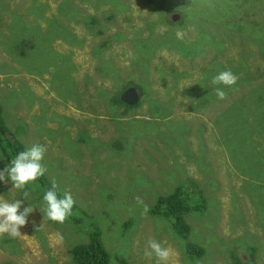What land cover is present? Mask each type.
Returning <instances> with one entry per match:
<instances>
[{"label":"rangeland","instance_id":"rangeland-1","mask_svg":"<svg viewBox=\"0 0 264 264\" xmlns=\"http://www.w3.org/2000/svg\"><path fill=\"white\" fill-rule=\"evenodd\" d=\"M2 1L1 114L25 150L47 147L48 171L45 185L23 190L0 181L5 200L35 208L20 237L0 235V264H78L71 249L94 230L109 264H156L144 255L149 239L166 241L175 264H264V0ZM173 34L196 40L185 49L195 55L172 49ZM224 70L238 76L231 88L211 84ZM131 81L142 86L140 105L117 104ZM10 163L0 149V171ZM53 178L58 196L75 200L62 224L42 213ZM193 182L206 206L186 215L183 237L150 210ZM250 242L261 245L252 257ZM190 243L203 253L188 254Z\"/></svg>","mask_w":264,"mask_h":264},{"label":"clouds","instance_id":"clouds-1","mask_svg":"<svg viewBox=\"0 0 264 264\" xmlns=\"http://www.w3.org/2000/svg\"><path fill=\"white\" fill-rule=\"evenodd\" d=\"M238 81V76L230 70L220 71L211 79L214 86L223 85L231 88ZM214 93L220 100L226 98V92L221 87H215ZM47 147L40 144H33L26 150L20 151L11 163L0 171V181L5 183L11 182L12 189L23 190L30 183L43 177L48 169L43 164ZM59 185L53 178L51 188L46 190L43 195V217L56 223H64L75 205V200L70 192H64L62 198L58 196ZM25 200L29 197V192L22 191ZM137 202L143 204L141 197H136ZM23 201L15 199L11 202L0 196V235L7 234L11 238H17L22 235L20 229L28 223V216L34 211V207L26 206L21 211ZM41 211V209H39ZM148 211L147 205L144 206V213ZM167 242L149 239L144 255L148 259H155L156 264H175L177 253L170 246H165Z\"/></svg>","mask_w":264,"mask_h":264},{"label":"trees","instance_id":"trees-1","mask_svg":"<svg viewBox=\"0 0 264 264\" xmlns=\"http://www.w3.org/2000/svg\"><path fill=\"white\" fill-rule=\"evenodd\" d=\"M150 2H154V0H149ZM160 5V4H159ZM3 8L8 9L9 7L8 5H5L4 2L1 0L0 1V10H2ZM12 14V13H11ZM13 20L11 22L12 25H19L22 23V18L20 15L18 14H13L12 16ZM2 18L0 16V22H1ZM184 20V17H183ZM182 20V21H183ZM162 23H164L162 21ZM58 27V26H56ZM152 28L155 30L157 28V23H155ZM61 27L57 28V32L60 33L61 32ZM157 37H162L161 35H157ZM170 40H166L170 42V45H172V49L179 51L180 53L184 54L185 56L191 58L192 56H194L195 54L193 53L194 50L189 49V51H186V47H192L195 43L196 40H194V42H190L189 44L186 43L187 40L185 39H181L179 37H176L175 34L173 35H169ZM165 42V41H164ZM17 46H19V41H16ZM161 41V46H163L164 48H168L169 46H166L165 44ZM106 44L102 43L96 46L95 50L98 53V58H102V48L105 47ZM154 56V54L150 53L149 54V59H151ZM147 61V62H148ZM71 61H69V59H65L63 62L60 61L58 64H62L65 66ZM106 62L104 63L105 67ZM99 71L102 72L103 70L106 71V68H101L98 67ZM65 70V69H64ZM87 80L89 82V79L87 77ZM167 82H170V79L166 78L165 79ZM132 84L130 85H134L136 86L138 89L141 88L142 86L139 83H136L134 81H131ZM129 85V86H130ZM176 85V83H175ZM127 88V87H126ZM98 93H108L107 90H105L104 88H97ZM121 91V90H120ZM140 93H143L142 90H140ZM121 96V92L115 96L114 101L118 102L117 104H122V105H127V106H138L140 105L141 101H139L137 104L135 105H130L125 103L124 101L121 100L120 98ZM2 106L0 105V149H1V153L4 154L7 159L11 162V159H13L20 151L25 150L23 144L20 143V141L18 140V138L16 136H14L13 134H11L9 132V130H7L5 124H4V119L2 117ZM35 182H39L42 185L46 184V178L45 176L37 179V181ZM191 186H195L196 184L195 182H193L191 185H189V187H187L184 183L179 184L175 187V189L173 190V192L167 194V195H162L159 196L156 204L151 208L150 212L153 213L154 215H157V213L161 214V215H165L166 217L171 218L172 223L177 231V233L183 237H186L189 235L190 233V225L188 224L187 220H186V215L188 213L191 212H202L205 210V206H206V200H205V195L202 192L201 189L198 190V188H196V190H191L190 187ZM50 187H48V189H50ZM90 240L87 243H81L78 244L76 246H74L71 249V255L72 258L75 262H77L78 264H109L110 262V253L107 251V249L104 247V245L102 244V241L100 239V234L97 230H94L91 234H90ZM199 246V245H198ZM259 247H261L259 242H250L249 245V249H250V253H251V257L255 255V251L258 249V251H260ZM188 254H192L195 256H199L200 254L203 253V248L197 247L196 244H191L190 243V247L188 249ZM243 258H236V260H240L241 263H246L244 256H242ZM3 264H9L7 262L3 263Z\"/></svg>","mask_w":264,"mask_h":264},{"label":"water","instance_id":"water-1","mask_svg":"<svg viewBox=\"0 0 264 264\" xmlns=\"http://www.w3.org/2000/svg\"><path fill=\"white\" fill-rule=\"evenodd\" d=\"M120 98L127 104L135 105L141 100V95L139 89L132 85L122 91Z\"/></svg>","mask_w":264,"mask_h":264},{"label":"flooded vegetation","instance_id":"flooded-vegetation-1","mask_svg":"<svg viewBox=\"0 0 264 264\" xmlns=\"http://www.w3.org/2000/svg\"><path fill=\"white\" fill-rule=\"evenodd\" d=\"M179 17H181L180 13H176L173 15L172 19L174 20V19L179 18ZM185 57L188 59L187 56H185Z\"/></svg>","mask_w":264,"mask_h":264},{"label":"crops","instance_id":"crops-1","mask_svg":"<svg viewBox=\"0 0 264 264\" xmlns=\"http://www.w3.org/2000/svg\"><path fill=\"white\" fill-rule=\"evenodd\" d=\"M122 93V92H121Z\"/></svg>","mask_w":264,"mask_h":264}]
</instances>
